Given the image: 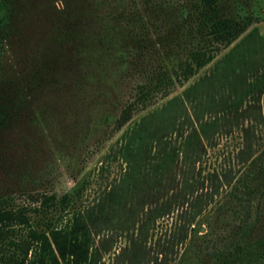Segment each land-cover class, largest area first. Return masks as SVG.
<instances>
[{
    "label": "trees",
    "instance_id": "trees-1",
    "mask_svg": "<svg viewBox=\"0 0 264 264\" xmlns=\"http://www.w3.org/2000/svg\"><path fill=\"white\" fill-rule=\"evenodd\" d=\"M114 2L118 9L109 18L119 35L112 37L123 42L119 50L127 51L132 64L142 63L149 48L140 7L148 13L182 10L190 45L172 69L158 73L160 67L143 65L158 75L137 83L117 116L114 132H121L105 159L120 162L121 170L92 199L77 205L84 183L59 196L27 193L28 204L0 198V264H102L122 240L114 264H264V173L254 180L249 173L232 177L231 198L221 205L229 215L212 219L203 233L193 227L209 202L201 204L203 191L216 190L219 180L218 169H203V157L219 136L240 134L234 154L239 164L264 162V35L224 16L217 0ZM10 14L7 0H0L1 29ZM19 104L0 94V129L22 116Z\"/></svg>",
    "mask_w": 264,
    "mask_h": 264
},
{
    "label": "rangeland",
    "instance_id": "rangeland-1",
    "mask_svg": "<svg viewBox=\"0 0 264 264\" xmlns=\"http://www.w3.org/2000/svg\"><path fill=\"white\" fill-rule=\"evenodd\" d=\"M7 2L11 14L6 29L0 28V94L8 93L11 104L13 100L20 103L22 116L0 129V198L12 205L28 204L27 193L59 196L84 183L77 201L81 205L119 174L120 162L105 159L121 132H114L115 120L132 99L137 83L176 65L190 45V26L178 7L159 12L148 9L149 13L147 7H140L147 18L149 48L142 51V63L132 64L127 51L119 50L123 42L113 38L119 35L109 18L110 11L118 9L111 7L114 0ZM217 4L224 16L242 28L257 27L264 35V0H217ZM145 64L160 67L158 73H149ZM210 67L200 69L171 95L181 93ZM141 114L136 113L127 125ZM260 137L259 149L264 145V136ZM217 141L207 149L203 169L216 168L220 176L216 190L208 191L212 198L203 191L201 204L209 202L194 221L197 233L205 232L212 219L229 215L221 208L231 198L227 181L241 173H249L253 180L264 173L261 159L250 168L237 162L238 132L219 136ZM214 224L221 226L220 221ZM123 242L104 255L102 264H114V253Z\"/></svg>",
    "mask_w": 264,
    "mask_h": 264
}]
</instances>
